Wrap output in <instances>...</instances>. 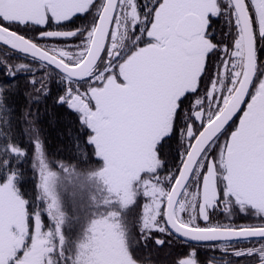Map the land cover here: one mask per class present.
Returning <instances> with one entry per match:
<instances>
[{
	"label": "snow or ice",
	"instance_id": "6c2138e0",
	"mask_svg": "<svg viewBox=\"0 0 264 264\" xmlns=\"http://www.w3.org/2000/svg\"><path fill=\"white\" fill-rule=\"evenodd\" d=\"M0 50V264H264V0H0Z\"/></svg>",
	"mask_w": 264,
	"mask_h": 264
},
{
	"label": "trees",
	"instance_id": "16d2710c",
	"mask_svg": "<svg viewBox=\"0 0 264 264\" xmlns=\"http://www.w3.org/2000/svg\"><path fill=\"white\" fill-rule=\"evenodd\" d=\"M4 59V53L0 50V61ZM3 79V75L0 74V80ZM21 85V95L15 98V103L18 112H23L27 106V101L25 100L22 93L25 90L24 79H20ZM55 88V86H53ZM39 113V126L42 129V136L45 139L47 151L50 159H65L69 153L66 151L69 145L68 128L70 127L68 123V118L66 113L57 107H54L52 100L48 101L47 111H45L44 105H40ZM36 106H33V113L35 114ZM21 129L23 124H21ZM19 142L22 146H27V136L20 135ZM75 163V161H73ZM28 165H22V167H27ZM54 170L59 171L58 168ZM37 177L34 176L31 171L28 172L27 183L25 184L26 190L31 195L34 191V183ZM71 191V185L67 186V189ZM65 195V194H64ZM69 199L71 196H67ZM47 223V220H46ZM75 231V229H73ZM183 251V247L179 244H173L171 247H156L150 245L148 248H142L139 255L144 261V264H176V261L180 258L179 253ZM204 250L201 248V252Z\"/></svg>",
	"mask_w": 264,
	"mask_h": 264
},
{
	"label": "flooded vegetation",
	"instance_id": "af4514ba",
	"mask_svg": "<svg viewBox=\"0 0 264 264\" xmlns=\"http://www.w3.org/2000/svg\"><path fill=\"white\" fill-rule=\"evenodd\" d=\"M77 23H79V21L77 22ZM220 219H224V217L223 216H221L220 217ZM235 222L236 223H238V224H245V223H257L258 221H255V220H250V219H246V218H241V217H236V220H235ZM249 245H239V247H248ZM203 249V248H202ZM204 250V249H203ZM215 255L217 256V257H219L220 256V253L219 252H217V253H215ZM233 264H236V261L233 259ZM241 264H243V261H241Z\"/></svg>",
	"mask_w": 264,
	"mask_h": 264
},
{
	"label": "rangeland",
	"instance_id": "374dc122",
	"mask_svg": "<svg viewBox=\"0 0 264 264\" xmlns=\"http://www.w3.org/2000/svg\"><path fill=\"white\" fill-rule=\"evenodd\" d=\"M71 191H72V190H71ZM71 191L66 190V191L64 192L65 196H71Z\"/></svg>",
	"mask_w": 264,
	"mask_h": 264
}]
</instances>
